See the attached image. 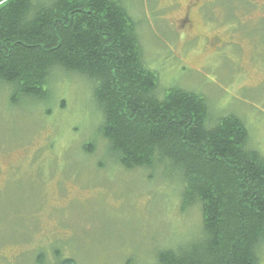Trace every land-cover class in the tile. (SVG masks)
<instances>
[{"label": "rangeland", "instance_id": "rangeland-1", "mask_svg": "<svg viewBox=\"0 0 264 264\" xmlns=\"http://www.w3.org/2000/svg\"><path fill=\"white\" fill-rule=\"evenodd\" d=\"M122 1L157 96H202L212 125L240 118L264 158V0ZM47 91L14 103L0 84V264H154L201 237L202 213L185 207L176 174L109 155L88 80L56 70Z\"/></svg>", "mask_w": 264, "mask_h": 264}, {"label": "trees", "instance_id": "trees-1", "mask_svg": "<svg viewBox=\"0 0 264 264\" xmlns=\"http://www.w3.org/2000/svg\"><path fill=\"white\" fill-rule=\"evenodd\" d=\"M56 70L93 86L116 163L176 174L185 207L200 208L201 237L160 251L154 264H261L264 158L248 148L240 118L212 125L202 96L179 88L157 96L122 0H0V84L12 102L46 100Z\"/></svg>", "mask_w": 264, "mask_h": 264}, {"label": "flooded vegetation", "instance_id": "flooded-vegetation-1", "mask_svg": "<svg viewBox=\"0 0 264 264\" xmlns=\"http://www.w3.org/2000/svg\"><path fill=\"white\" fill-rule=\"evenodd\" d=\"M186 17H187L186 19H187V21H188L187 23H189L190 21H189V19H188V16H186ZM9 162H10V161H9V159H8L7 161L1 162V164H2L3 166H5L6 168H8V169L10 168V169H11L12 166H13V163H12V162L9 163ZM0 170L2 171V169H0Z\"/></svg>", "mask_w": 264, "mask_h": 264}]
</instances>
